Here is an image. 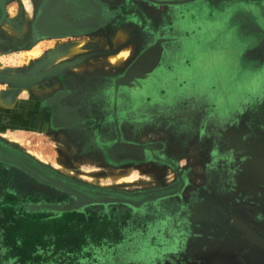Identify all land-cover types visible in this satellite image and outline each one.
<instances>
[{"label": "rangeland", "instance_id": "1", "mask_svg": "<svg viewBox=\"0 0 264 264\" xmlns=\"http://www.w3.org/2000/svg\"><path fill=\"white\" fill-rule=\"evenodd\" d=\"M54 1L49 6L48 0H2L0 77L43 73L51 50L74 42L68 37L54 41L78 32L77 21L60 19L64 8ZM104 1L113 12L105 24L113 31L151 28L153 43L169 48L193 43L200 58L159 61L155 50H148L144 62L137 60L123 71L121 82L134 71L141 77L143 69L152 68L146 74L150 82L136 77L132 89L142 106L128 109L121 101L125 108L116 109L118 133L137 141L147 136L154 144L106 142L129 146L116 162L81 150L71 162L72 176L87 174L83 177L96 187L119 192L87 207L86 212L97 211L96 220L70 213L47 220L40 212L20 209L6 229L15 246L0 244V264H264V36L253 43L242 22L226 14L215 23L176 20V14L163 19L162 13L191 0ZM87 2L82 10L95 12V2ZM86 20L87 27L101 22ZM183 26L177 35L174 31ZM165 28L173 33L159 41ZM107 34H92L80 47L91 50L72 61L102 65L99 44L108 41ZM156 106L161 109H152ZM113 120L95 135L111 134ZM72 135L82 138L77 131ZM161 186L169 191L155 190ZM149 189V201H131L133 193Z\"/></svg>", "mask_w": 264, "mask_h": 264}, {"label": "crops", "instance_id": "2", "mask_svg": "<svg viewBox=\"0 0 264 264\" xmlns=\"http://www.w3.org/2000/svg\"><path fill=\"white\" fill-rule=\"evenodd\" d=\"M181 1L183 2V0ZM194 1L186 2L182 7L184 8L185 5L192 4ZM58 2L64 8L63 19L65 20H86L87 18H93L94 13H96V18L101 21L113 19V12L106 10L107 3L104 0H94L99 7H97L95 12L90 11L87 13L84 11H72L73 6L77 8L84 6V3L81 1L58 0ZM207 8V11H203L204 14L195 12L196 15L188 17V19L192 18L190 20H193L195 23H198L196 21L209 20L210 17L206 13L211 8ZM186 18L182 17L183 20ZM198 25L200 26V24ZM200 27L209 32V29ZM184 28V26L179 27L174 32H177V35L181 34ZM66 33L57 36L59 38L55 37L54 41H61L63 39L65 41L67 39L65 37H68L70 40L67 39L66 41L72 42L73 38L76 43L64 45L63 49H53L58 52V56L47 65L48 75L46 78L43 77L26 86H15L9 82H0V244L4 245L6 249H10L11 245L15 246V240L11 243L7 237L6 229H8L11 221L17 217L20 209H23V212L26 213L40 212L43 214V219H56L54 216L49 218L48 211H52L51 207L41 206V201L33 196L32 191L31 194L24 190L25 186H19L20 176L23 177L24 173L21 163H18L15 158L27 156L38 164L47 165L60 173L72 176V173H70L72 160L80 157L81 150L85 152L86 148L88 150L90 148L89 142L86 143L84 148H79V145L76 143V137L72 135L71 124L73 120L69 117V114L68 117L66 116V113L70 112L73 106L70 101L72 90L70 85L72 83L86 82L87 78H96V82L108 84L107 88L102 89L106 94L108 109L112 104L109 102L110 95L114 94V88L120 85L117 94H120L122 89L129 91L127 93V100L122 101L126 102V108L135 109L136 105L140 107L142 104L136 102L138 94L132 90L134 88H131L130 85L134 82L136 83V77H140L141 74H137L134 71L123 82L118 78L121 77L123 71L132 63H136L137 60L144 62L147 58L148 54L146 52L148 50H155L153 52L154 56L159 61H167V58H174L180 62L184 56L195 60L200 58V55L197 53V47L193 43L183 44V46L181 43H177L169 48L164 44L165 42H161L160 39L163 36L166 35L168 37L170 35H167L168 33H173L169 32L166 28L165 31L159 33V43H153V41L157 40L156 37L154 39L149 37L148 42L143 44H136L130 37L128 30L118 28L108 35L109 42L103 38L102 43L99 44L101 48L99 50H102L101 52L103 53L99 58H101L103 64L90 65L87 62H82V59L72 61L71 58L80 56L86 50H90V48L83 49L80 47L88 45L87 41L93 35L90 32L88 33V31H80L73 35ZM124 40L126 41L122 42ZM83 41H86V43L78 44ZM116 41L120 43L116 44ZM177 46L179 47L178 49ZM110 49L109 54H104L105 50ZM177 50L178 53H175L174 51ZM183 67H186L184 63ZM88 70L96 71V75L92 74L93 76L89 77ZM207 70H209L208 66ZM151 71L152 68L143 69L144 76L142 75L138 80H143V83L150 82L146 74H150ZM120 107L125 108L123 105ZM152 109L157 111L161 108L156 106ZM60 115L61 117H59ZM32 134L35 136H31ZM34 137L36 138L34 139ZM28 144L30 145L28 146ZM9 149H11V157L7 154V150ZM81 175L77 178L89 183L91 182L89 181L90 179L83 177L84 173ZM34 182L39 186V179L34 180ZM28 205H31V209L28 208ZM66 213V211H63L61 216Z\"/></svg>", "mask_w": 264, "mask_h": 264}, {"label": "flooded vegetation", "instance_id": "3", "mask_svg": "<svg viewBox=\"0 0 264 264\" xmlns=\"http://www.w3.org/2000/svg\"><path fill=\"white\" fill-rule=\"evenodd\" d=\"M83 3H88L87 0H77ZM94 1V0H93ZM54 0H48L49 6L54 4ZM114 3H124L122 0H113ZM2 3V0H0ZM95 6L99 7L98 4L94 3ZM164 5H169V3H164ZM85 6V4H84ZM84 6H80L79 8L73 7L72 11H83L82 8ZM207 7H210L209 11L206 13L207 16L210 17L211 23H215L214 21L217 18H225V14L228 16H233L235 19H238L242 22L244 27L246 28L247 36L251 38L252 42H257V39L260 36H264V0H195L192 4H187L183 7H179L177 9H171L167 12L162 13L163 19H169L176 14V20H183L182 17H193L195 16V12L198 14H204L203 11H207ZM61 8V7H60ZM125 13V12H123ZM96 13L93 14V20L98 21L99 19L96 18ZM161 15V16H162ZM188 15V16H186ZM64 14L60 15V19L63 21H69L63 19ZM120 17H124L121 16ZM125 18V17H124ZM192 19V18H190ZM73 21H77L76 27H78L77 31H88L92 34L99 35L107 34L106 32L114 29L110 26V24H105V21L95 22L97 24L93 27L85 26L84 20L81 19H71ZM92 20V21H93ZM87 21V20H85ZM104 22V24L102 23ZM183 23V22H182ZM67 25V24H66ZM213 25V24H211ZM197 26H199L197 24ZM66 27V26H65ZM211 28H213L211 26ZM227 28V27H226ZM232 24L229 25L227 28L228 31L231 30ZM115 29H118L115 28ZM151 28L142 31H134L131 35L132 40L135 41L136 44H140V40H143L144 43L148 42L147 40L149 37L153 38V33ZM71 31V30H70ZM115 31V30H114ZM113 31V32H114ZM77 32V33H78ZM95 32V33H94ZM112 32V33H113ZM231 32V31H229ZM66 33V32H65ZM70 33V32H69ZM111 33V34H112ZM75 34V33H71ZM108 35V34H107ZM264 39V38H262ZM261 39V40H262ZM91 50V49H90ZM46 68H41V70ZM92 72L88 70L89 77L96 75V71ZM74 75V73H72ZM48 75L47 71L43 73H38L33 71L28 75H17L11 76L10 79H6L0 77V82L3 83H10L15 86H26L32 84L34 81H38L41 78H46ZM83 81V80H82ZM137 83V82H136ZM136 83L131 85V88H135ZM71 104L74 106L71 107L70 112L66 113V116L71 117L72 127L71 129L74 131L79 132V136L86 138L81 140L82 138H77L76 143L79 145V148H84L88 140L90 141V148L92 154L99 155L105 160H110L116 162L120 159V151L125 150L126 146H116L112 143L105 144L109 141L121 140L130 142L134 140L135 142L140 143L141 141L144 146H149L154 144L147 136L144 139H138V141L132 135L127 139H124L122 135L118 133V128L116 125V109H119V104L122 100H127V94L124 96H120V94H111L109 102L112 104L110 108L107 107V98L105 91L103 88H107L108 84H102L96 82V78H87L86 82H79V83H72L71 85ZM104 92V93H103ZM107 103V104H106ZM67 112V111H66ZM65 116V117H66ZM61 117V115L59 116ZM66 117V118H67ZM114 118V123H111L112 126L107 127L110 128L111 134L107 135L106 138L99 137L95 135V132L101 130V128L105 129V122H109ZM130 132V131H129ZM89 137V139H88ZM133 138V139H132ZM87 149V148H86ZM11 149L7 150V154L11 157ZM13 150V149H12ZM19 153V152H18ZM16 155V154H15ZM21 155V154H20ZM16 156H19L18 154ZM125 156V155H124ZM18 163H21V167L23 170V177L20 176L19 179V186H25V191L33 193L35 198H38L41 201V206H49L51 207L52 211L49 212V218L54 216L59 218L63 211L70 213L73 215V218H90L92 217L93 220L97 219V211L91 210L87 211V207L89 205L94 204H101L105 202L104 200H108L110 193L115 195L117 192L109 191L110 189L106 188H99L96 185L89 183L88 181L82 180L80 178L65 175L60 173L47 165L38 164L35 161L31 160L27 156H20L15 158ZM179 175V172H177ZM39 179V186L34 182V180ZM47 181V182H44ZM168 190L169 187L161 186L155 190ZM123 192V191H122ZM153 189L147 190V193L138 194V192L133 193L131 201H135V199H139L140 201L147 202L149 201V197L153 195ZM31 193V194H32ZM127 193V192H126ZM125 193V194H126ZM152 193V194H151ZM130 194V193H128ZM119 196V195H116ZM134 198V199H133ZM104 199V200H103ZM66 213V214H67ZM98 221V220H97Z\"/></svg>", "mask_w": 264, "mask_h": 264}, {"label": "water", "instance_id": "4", "mask_svg": "<svg viewBox=\"0 0 264 264\" xmlns=\"http://www.w3.org/2000/svg\"><path fill=\"white\" fill-rule=\"evenodd\" d=\"M1 4V3H0ZM2 5V4H1ZM58 56V52L57 51H54V50H52L49 54H48V62H51L52 60H54L55 59V57H57ZM44 63V62H43Z\"/></svg>", "mask_w": 264, "mask_h": 264}, {"label": "bare ground", "instance_id": "5", "mask_svg": "<svg viewBox=\"0 0 264 264\" xmlns=\"http://www.w3.org/2000/svg\"><path fill=\"white\" fill-rule=\"evenodd\" d=\"M77 43H78V42H77ZM76 46H77V44H76ZM77 47H78V46H77ZM77 47H76V48H77ZM33 53H34V52H33ZM35 53H36V52H35ZM2 102H3V99H2ZM9 119H10V118H9Z\"/></svg>", "mask_w": 264, "mask_h": 264}]
</instances>
